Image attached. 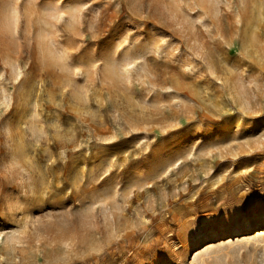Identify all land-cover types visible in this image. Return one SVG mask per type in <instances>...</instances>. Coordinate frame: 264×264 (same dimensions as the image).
Here are the masks:
<instances>
[{
    "label": "rangeland",
    "instance_id": "1",
    "mask_svg": "<svg viewBox=\"0 0 264 264\" xmlns=\"http://www.w3.org/2000/svg\"><path fill=\"white\" fill-rule=\"evenodd\" d=\"M0 264H264V0H0Z\"/></svg>",
    "mask_w": 264,
    "mask_h": 264
}]
</instances>
